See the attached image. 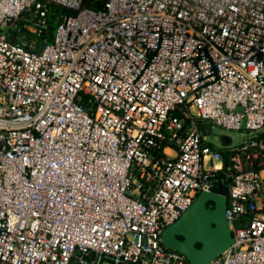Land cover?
Masks as SVG:
<instances>
[{
  "label": "built area",
  "instance_id": "2783aa9c",
  "mask_svg": "<svg viewBox=\"0 0 264 264\" xmlns=\"http://www.w3.org/2000/svg\"><path fill=\"white\" fill-rule=\"evenodd\" d=\"M219 184L210 264H264V0H0V264H190L162 230Z\"/></svg>",
  "mask_w": 264,
  "mask_h": 264
},
{
  "label": "water",
  "instance_id": "95a60500",
  "mask_svg": "<svg viewBox=\"0 0 264 264\" xmlns=\"http://www.w3.org/2000/svg\"><path fill=\"white\" fill-rule=\"evenodd\" d=\"M205 127L209 131V124L199 123L203 135ZM222 141L229 143V137L222 136ZM226 193L224 184L200 191L180 217L162 230L161 243L182 253L190 264H210L233 242L225 217Z\"/></svg>",
  "mask_w": 264,
  "mask_h": 264
},
{
  "label": "rangeland",
  "instance_id": "374dc122",
  "mask_svg": "<svg viewBox=\"0 0 264 264\" xmlns=\"http://www.w3.org/2000/svg\"><path fill=\"white\" fill-rule=\"evenodd\" d=\"M222 136H227L231 139V145H236L245 140L248 133L244 129L240 130H226L215 124H211L210 131L203 135L204 140L212 148H222L224 143L222 142Z\"/></svg>",
  "mask_w": 264,
  "mask_h": 264
},
{
  "label": "trees",
  "instance_id": "16d2710c",
  "mask_svg": "<svg viewBox=\"0 0 264 264\" xmlns=\"http://www.w3.org/2000/svg\"><path fill=\"white\" fill-rule=\"evenodd\" d=\"M104 0H83V5L93 8V9H99L103 6ZM55 27V22H54V16H50L49 20V27L48 30L42 35L37 38H33V35L29 34L28 35V43L34 42V46L39 47L41 44L49 41L52 37L53 29Z\"/></svg>",
  "mask_w": 264,
  "mask_h": 264
},
{
  "label": "flooded vegetation",
  "instance_id": "af4514ba",
  "mask_svg": "<svg viewBox=\"0 0 264 264\" xmlns=\"http://www.w3.org/2000/svg\"><path fill=\"white\" fill-rule=\"evenodd\" d=\"M178 238H181L180 236H177Z\"/></svg>",
  "mask_w": 264,
  "mask_h": 264
}]
</instances>
